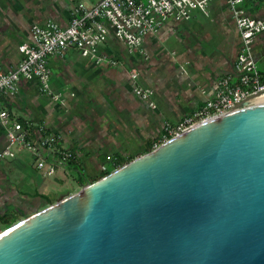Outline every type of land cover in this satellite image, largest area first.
Returning <instances> with one entry per match:
<instances>
[{
	"label": "water",
	"instance_id": "1",
	"mask_svg": "<svg viewBox=\"0 0 264 264\" xmlns=\"http://www.w3.org/2000/svg\"><path fill=\"white\" fill-rule=\"evenodd\" d=\"M0 264H264V102L21 218L0 232Z\"/></svg>",
	"mask_w": 264,
	"mask_h": 264
},
{
	"label": "crops",
	"instance_id": "2",
	"mask_svg": "<svg viewBox=\"0 0 264 264\" xmlns=\"http://www.w3.org/2000/svg\"><path fill=\"white\" fill-rule=\"evenodd\" d=\"M78 2L92 6L98 0H0V69L16 67L22 57L19 45L31 42L33 24L67 25ZM243 6L254 16H264V0H248ZM208 9L210 18L196 9L190 19L171 17L158 32L148 34L144 43L148 59L128 54L114 36L100 46V54L118 60L115 65L73 49L51 56V86L67 96L66 105L44 94L34 79L21 80L16 94L0 95L1 107L20 121L33 123L32 137H40L36 125L43 124L76 154L54 176L36 168L26 150L10 158L0 155V216L20 220L42 209L44 196L58 201L76 192L73 182L81 187L80 175L93 179L115 169L119 160L127 162L148 152L160 143L167 124L214 98L220 78L234 73L243 42L227 0H209ZM263 44L264 31L253 44L264 74ZM131 68L137 69L140 85L153 88L156 107L135 94ZM5 144L0 124V152Z\"/></svg>",
	"mask_w": 264,
	"mask_h": 264
},
{
	"label": "built area",
	"instance_id": "3",
	"mask_svg": "<svg viewBox=\"0 0 264 264\" xmlns=\"http://www.w3.org/2000/svg\"><path fill=\"white\" fill-rule=\"evenodd\" d=\"M248 0H227L243 48L237 56L234 73L226 74L218 81L215 96L200 108L186 114L180 121L167 124L159 144L194 126L222 114L264 102V74L259 69L253 44L264 31V16H254L243 6ZM209 0H98L87 6L76 3L70 11L67 25L49 22L31 26V42L19 45L22 55L15 68L0 69V95L16 94L23 79L37 80L41 91L63 105L67 96L56 92L52 86L53 70L49 58L62 55L70 49L82 56L107 61L115 65L119 61L100 54V46L111 36L122 42L128 54L148 59L144 46L148 34L159 31L169 18L190 19L196 9L209 18ZM264 48V44H263ZM264 55V49H263ZM133 90L137 96L156 107L153 88L138 83L137 69H129ZM72 96L75 94H71ZM0 124L6 132V144L1 157L16 156L18 150H26L34 157L36 168L47 176L57 175L76 159V154L60 143V136L49 131L43 124L36 125L40 137L31 136L33 123L20 121L11 111L0 106ZM158 143L154 146H158Z\"/></svg>",
	"mask_w": 264,
	"mask_h": 264
},
{
	"label": "trees",
	"instance_id": "4",
	"mask_svg": "<svg viewBox=\"0 0 264 264\" xmlns=\"http://www.w3.org/2000/svg\"><path fill=\"white\" fill-rule=\"evenodd\" d=\"M132 160V159H131ZM130 161V160H129ZM127 161V162H129ZM126 161L124 160H119L117 163H116V166H115V169L121 167L123 164L127 163ZM115 169L113 170H108V171H105L103 174L93 178V179H88V178H84V175H80V182H81V185H85L86 183H92L106 175H108L109 173H111L112 171H114ZM44 203L45 205L43 206L46 207L54 202H56V200H53L49 197H46L44 196ZM37 211V210H36ZM28 216V215H27ZM26 217V216H25ZM19 219L14 217V216H9V215H3V216H0V222H2V226L0 227V232L3 231L4 229L8 228L9 226L13 225L14 223H16Z\"/></svg>",
	"mask_w": 264,
	"mask_h": 264
},
{
	"label": "rangeland",
	"instance_id": "5",
	"mask_svg": "<svg viewBox=\"0 0 264 264\" xmlns=\"http://www.w3.org/2000/svg\"><path fill=\"white\" fill-rule=\"evenodd\" d=\"M73 184L75 185V187H76L77 190H79L82 187V186L80 187L79 184L76 181L73 182Z\"/></svg>",
	"mask_w": 264,
	"mask_h": 264
}]
</instances>
